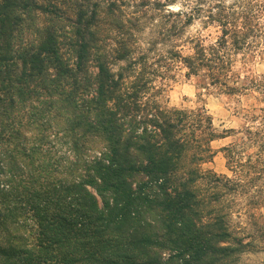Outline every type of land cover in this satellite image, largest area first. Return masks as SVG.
<instances>
[{"label": "trees", "instance_id": "obj_1", "mask_svg": "<svg viewBox=\"0 0 264 264\" xmlns=\"http://www.w3.org/2000/svg\"><path fill=\"white\" fill-rule=\"evenodd\" d=\"M170 1L0 0V264H236L264 248V74L249 66L264 0ZM194 18L217 35L183 54ZM177 69L207 95H259L221 149L229 177L201 167L233 132L159 101Z\"/></svg>", "mask_w": 264, "mask_h": 264}, {"label": "rangeland", "instance_id": "obj_2", "mask_svg": "<svg viewBox=\"0 0 264 264\" xmlns=\"http://www.w3.org/2000/svg\"><path fill=\"white\" fill-rule=\"evenodd\" d=\"M194 0H172L167 3L168 9L176 11L188 7ZM150 35V29H146L141 34V39H147ZM217 29L214 26H204L201 19L194 18L189 26L184 29L183 38L186 41L182 43L181 51L187 54L190 50L188 40L200 37L204 43H209L215 39ZM250 69L255 75L264 74V58L254 59L249 62ZM182 69L176 70V76L173 80L166 83L164 91L159 98L160 103L167 108L194 109L198 104L203 105L212 119V124L216 132L231 130L233 133L224 139H218L210 144L214 152L211 162L203 164L202 170L212 171L217 175L230 176L226 167V160L221 149L233 143L240 135L237 133L247 126L248 115L258 106L256 98L257 93H249L239 97H226L207 95L199 92L196 88V82L193 79H187L183 75ZM264 218V209L259 212ZM250 230V228H249ZM256 248L241 254L236 264H264V248ZM168 255L166 254L165 258Z\"/></svg>", "mask_w": 264, "mask_h": 264}]
</instances>
